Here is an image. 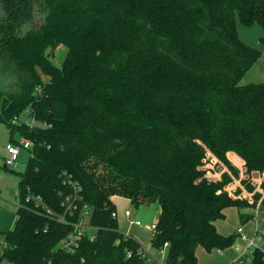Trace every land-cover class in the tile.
<instances>
[{"label": "trees", "instance_id": "trees-1", "mask_svg": "<svg viewBox=\"0 0 264 264\" xmlns=\"http://www.w3.org/2000/svg\"><path fill=\"white\" fill-rule=\"evenodd\" d=\"M239 22L264 28V0H0V119L12 142L15 130L33 142L0 264L142 263L115 195L159 204L151 245L167 242L172 262L232 246L236 233L217 221L249 203L226 188L239 174L228 153L264 171V82L241 83L263 50ZM27 108L38 123H13ZM222 164L231 173L210 178ZM69 177L82 198L64 223ZM85 211L96 236L66 252L60 242Z\"/></svg>", "mask_w": 264, "mask_h": 264}, {"label": "built area", "instance_id": "built-area-1", "mask_svg": "<svg viewBox=\"0 0 264 264\" xmlns=\"http://www.w3.org/2000/svg\"><path fill=\"white\" fill-rule=\"evenodd\" d=\"M24 122L29 127H33L38 123L35 116L31 114L28 108L13 118V123L15 124H23ZM44 126H46V123H44ZM22 147L32 148L33 142L27 139L22 143H18V141L11 142L6 146L5 164L7 166H17V160ZM211 166L212 168H216L214 163H212ZM237 167L239 168V174L237 176L231 174L232 180L226 188L234 198L248 201L249 205L243 207L246 212L242 213L250 215V218L239 225L236 232H234L236 233V240L232 246L226 249L216 248L215 250L221 256H225L228 249L233 251V256L229 258L226 264H257L255 260L257 253H260L264 259V171H258V173H256V171L250 172L245 164L238 165ZM218 170L219 172L208 174V176L213 178L223 171H229L231 173L227 165L224 164L220 165ZM67 182L73 186L74 192L65 196L62 202L64 210L57 214L59 221L64 223H69L67 220L68 217L74 215L77 209V203L82 198L81 194H79L81 188L78 182L71 177L67 179ZM250 186H252V188H250ZM36 199L39 203L42 201L41 196H37ZM48 211L53 214L52 211ZM114 214L118 215V213ZM126 214L130 216L131 211L129 209L126 210ZM88 215L89 212L85 211L83 217L79 221L71 223L73 225L72 231L60 242V246L66 252H75L80 247L81 240L86 235L91 239L95 238V227L85 219ZM131 223L138 226L142 225L140 220L135 219H131ZM156 224V221L151 224V229L153 231L156 229ZM132 254V251L128 252V256ZM137 255L142 260L140 264H180L172 262L169 259L167 242L161 247H153L152 245L145 246L141 244L140 248L137 250Z\"/></svg>", "mask_w": 264, "mask_h": 264}, {"label": "rangeland", "instance_id": "rangeland-1", "mask_svg": "<svg viewBox=\"0 0 264 264\" xmlns=\"http://www.w3.org/2000/svg\"><path fill=\"white\" fill-rule=\"evenodd\" d=\"M239 31L243 39H245L248 43L261 47L263 50L258 61L247 71L241 83L264 82V47L260 42V37L264 36V28L259 25L248 27L239 22ZM67 51L68 48L65 46L57 47L51 54L53 63L61 67ZM45 77L47 78V76ZM11 137L12 133L10 127L5 121L0 119V193L2 196V203L0 202V220L6 218L9 224L14 221V216L17 213L18 204L20 203L19 172H23L26 169L32 155L31 148L22 147L17 160V166L11 168L5 167L6 146L12 142ZM13 137L18 141V143H22L27 140L23 133L16 130L13 133ZM231 160L234 164H236V166L245 164L242 162V159H240L241 164L236 163L234 159ZM116 206L120 209V211H124L123 209L127 207L132 212L130 216L126 213L125 215H118L120 230L126 234L134 236L142 245L151 246L150 239H152L153 230L150 229L149 231L146 226L151 225L158 219L160 214L159 204L155 201L150 203L135 204L134 202L129 201L126 197L120 196V198L117 199ZM240 211L246 212L245 208L240 209ZM239 215L238 207L233 206L228 208L226 217L217 221L219 230L224 233H230L232 231L236 232L238 226L243 223ZM131 219H138L142 223L141 226L134 225L135 227L132 232H130ZM141 239L144 240L145 243L142 242ZM4 240L5 234L1 232L0 254L2 253V249L4 247ZM196 254L198 264H224L227 258L219 255L215 249L213 251H208L203 246H199L197 248ZM223 259H225V262Z\"/></svg>", "mask_w": 264, "mask_h": 264}, {"label": "crops", "instance_id": "crops-1", "mask_svg": "<svg viewBox=\"0 0 264 264\" xmlns=\"http://www.w3.org/2000/svg\"><path fill=\"white\" fill-rule=\"evenodd\" d=\"M261 38V37H260ZM264 47V46H263ZM233 154H235V155H237L240 159H242V162L243 163H245V161H244V159L242 158V157H240L237 153H235V152H232V151H230L229 153H228V155H229V157L231 158V159H233L232 158V155ZM118 198H120V196L119 195H115V196H113V200H114V202L116 203V205H117V199ZM129 201H131L129 198H127ZM2 203V202H1ZM0 203V204H1ZM3 205V204H2ZM1 206V205H0ZM239 209V208H238ZM124 211H120V209H118V207H117V213H118V215L120 214V215H125V213H126V210H128V208L127 207H125V209H123ZM121 212V213H120ZM227 212H228V210H227ZM132 213V212H131ZM239 214H241V211L239 210ZM240 216V215H239ZM16 220H17V213L15 214V216H14V221L13 222H10V224H9V222H7L8 220L6 219V218H4L3 220H0V232H4V231H6V230H9V229H11V228H13L14 227V225H15V223H16ZM138 220V219H137ZM157 221V220H156ZM7 222V223H6ZM9 224V225H8ZM130 224H131V228H130V232H132L133 231V228L135 227L134 225L135 224H132L131 223V220H130ZM137 226V225H136ZM147 227V229L150 231V229H151V225H149V226H146ZM221 231V230H220ZM222 232V231H221ZM222 233H224V232H222ZM231 233H233V231L232 232H230V233H224V234H231ZM152 238V237H151ZM142 240V239H141ZM150 241H151V239H150ZM142 242H144L145 243V241L144 240H142ZM4 243H5V240H4ZM147 243V242H146ZM227 254L224 256L225 258H226V262H228V260H229V258L231 257V256H233V251L232 250H230V249H228L227 250V252H226ZM1 255V254H0ZM224 260V262H225V259H223ZM226 262L224 263V264H226Z\"/></svg>", "mask_w": 264, "mask_h": 264}, {"label": "water", "instance_id": "water-1", "mask_svg": "<svg viewBox=\"0 0 264 264\" xmlns=\"http://www.w3.org/2000/svg\"><path fill=\"white\" fill-rule=\"evenodd\" d=\"M6 165V164H5ZM256 173H258V171H256Z\"/></svg>", "mask_w": 264, "mask_h": 264}]
</instances>
